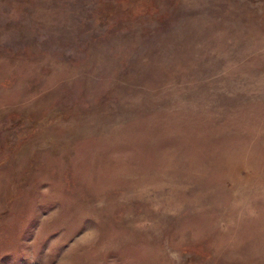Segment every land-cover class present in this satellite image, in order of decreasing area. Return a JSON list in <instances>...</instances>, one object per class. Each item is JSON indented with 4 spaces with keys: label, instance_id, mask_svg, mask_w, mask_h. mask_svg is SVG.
Here are the masks:
<instances>
[{
    "label": "rangeland",
    "instance_id": "rangeland-1",
    "mask_svg": "<svg viewBox=\"0 0 264 264\" xmlns=\"http://www.w3.org/2000/svg\"><path fill=\"white\" fill-rule=\"evenodd\" d=\"M0 264H264V0H0Z\"/></svg>",
    "mask_w": 264,
    "mask_h": 264
}]
</instances>
